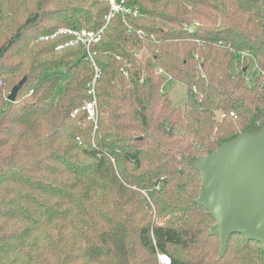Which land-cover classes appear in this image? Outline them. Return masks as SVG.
<instances>
[{
  "label": "trees",
  "instance_id": "1",
  "mask_svg": "<svg viewBox=\"0 0 264 264\" xmlns=\"http://www.w3.org/2000/svg\"><path fill=\"white\" fill-rule=\"evenodd\" d=\"M116 2L136 14L0 0V264H264L241 233L220 253L194 166L264 126V0ZM61 28L102 33L87 53Z\"/></svg>",
  "mask_w": 264,
  "mask_h": 264
},
{
  "label": "water",
  "instance_id": "2",
  "mask_svg": "<svg viewBox=\"0 0 264 264\" xmlns=\"http://www.w3.org/2000/svg\"><path fill=\"white\" fill-rule=\"evenodd\" d=\"M25 79L12 86L9 101H15ZM194 166L201 175L196 202L214 219L209 234L218 235L220 253H225L232 233L264 247V126L199 157Z\"/></svg>",
  "mask_w": 264,
  "mask_h": 264
},
{
  "label": "built area",
  "instance_id": "3",
  "mask_svg": "<svg viewBox=\"0 0 264 264\" xmlns=\"http://www.w3.org/2000/svg\"><path fill=\"white\" fill-rule=\"evenodd\" d=\"M109 4L110 6V12L107 15V19H109L114 13L116 12H122L123 14H128L130 12H133V14H136V10H132L130 7H125L121 3L116 2V0H102ZM102 33V30L99 31H90L86 29H70V28H61L54 33H52L50 36H44V39H47L48 37H55L58 34H69L73 38L69 44L73 43H80L83 45L84 50L88 53L89 52V46L97 42L100 38V35ZM137 33L141 36H143V32L141 30H137ZM61 47V46H60ZM157 73H162V70H158ZM99 76V72L96 70L95 78ZM95 78L93 81L88 85V93L92 96V99L88 102H86L84 106V110L87 114V118L96 122V100L94 98V91H93V84L95 82ZM231 116H234L233 113H230ZM157 264H171L170 257L163 252H157Z\"/></svg>",
  "mask_w": 264,
  "mask_h": 264
},
{
  "label": "rangeland",
  "instance_id": "4",
  "mask_svg": "<svg viewBox=\"0 0 264 264\" xmlns=\"http://www.w3.org/2000/svg\"><path fill=\"white\" fill-rule=\"evenodd\" d=\"M62 75V81L65 79L64 75ZM249 77V74L246 75ZM61 81V82H62ZM164 91L167 93L169 99L171 100L172 105L174 106H183L186 98V87L183 83L174 81V80H167L163 85ZM59 89L57 90V92Z\"/></svg>",
  "mask_w": 264,
  "mask_h": 264
}]
</instances>
